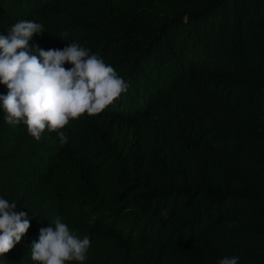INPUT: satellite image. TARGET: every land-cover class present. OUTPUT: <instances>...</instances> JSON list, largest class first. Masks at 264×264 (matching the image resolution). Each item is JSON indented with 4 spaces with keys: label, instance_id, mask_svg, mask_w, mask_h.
<instances>
[{
    "label": "trees",
    "instance_id": "16d2710c",
    "mask_svg": "<svg viewBox=\"0 0 264 264\" xmlns=\"http://www.w3.org/2000/svg\"><path fill=\"white\" fill-rule=\"evenodd\" d=\"M21 20L44 26L30 47L78 42L129 88L64 145L0 101V198L31 222L0 264H36L57 218L90 238L83 264H264V0H0V34Z\"/></svg>",
    "mask_w": 264,
    "mask_h": 264
},
{
    "label": "clouds",
    "instance_id": "9594fccd",
    "mask_svg": "<svg viewBox=\"0 0 264 264\" xmlns=\"http://www.w3.org/2000/svg\"><path fill=\"white\" fill-rule=\"evenodd\" d=\"M45 33L35 21L21 20L7 36L0 34V83L8 94L0 96L8 125L24 124L36 141L45 131L57 133L61 145L68 142L66 129L85 114L100 115L126 93L129 84L104 59L78 42L63 49L32 48L29 41ZM71 64L70 69L64 67ZM26 212L0 198V257L5 258L30 229ZM90 238H78L59 218L41 228L31 245L36 264H83ZM239 257H223L218 264H238Z\"/></svg>",
    "mask_w": 264,
    "mask_h": 264
}]
</instances>
